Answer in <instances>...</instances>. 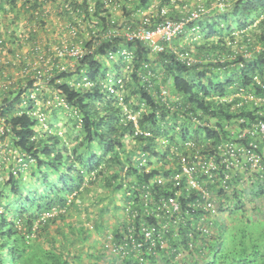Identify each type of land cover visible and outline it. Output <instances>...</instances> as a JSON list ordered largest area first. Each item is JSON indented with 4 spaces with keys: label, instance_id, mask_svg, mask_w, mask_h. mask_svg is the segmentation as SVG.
Masks as SVG:
<instances>
[{
    "label": "trees",
    "instance_id": "obj_1",
    "mask_svg": "<svg viewBox=\"0 0 264 264\" xmlns=\"http://www.w3.org/2000/svg\"><path fill=\"white\" fill-rule=\"evenodd\" d=\"M196 1L194 9L207 12L171 46L164 42L163 51H154L144 41L128 40L126 32L143 23L152 4L158 13L152 26L164 8L169 18L184 19L189 9L180 10L188 0H0V264H264L262 183L253 185L252 196L240 190L230 196L222 182L232 170H212L219 174L214 182L196 172L200 182L219 191V207L225 197L236 216L229 242L223 221L190 251L189 230L177 233L160 215L161 200L174 197L185 211L198 196L186 190V182L159 184L162 172L170 177L167 165L181 163V154L196 165L197 152L206 162L212 154L218 161L225 143L248 145L238 138V127L255 129L264 121V0ZM72 27L78 29L75 37ZM184 38L189 43L182 44ZM60 41L86 52L74 68L59 69L73 61L54 51ZM123 49L135 55V67L124 78L120 99L103 82L109 74L124 76ZM185 53L194 61L184 60ZM50 66L54 78L38 89L36 76ZM223 70L231 75L216 80ZM147 74L151 86L143 79ZM241 87L249 98L229 101ZM32 91L36 99L27 96ZM38 106L45 123L35 115ZM58 112L67 113L70 123L57 126ZM258 134L256 152L264 149V133ZM144 159L147 165H141ZM235 170L231 181L237 183L245 175ZM73 207L84 220L67 219ZM121 244L125 256L110 247Z\"/></svg>",
    "mask_w": 264,
    "mask_h": 264
},
{
    "label": "built area",
    "instance_id": "obj_2",
    "mask_svg": "<svg viewBox=\"0 0 264 264\" xmlns=\"http://www.w3.org/2000/svg\"><path fill=\"white\" fill-rule=\"evenodd\" d=\"M153 7H155V4H152L149 10L152 11ZM206 12L207 10L205 8H198L195 9L192 13H190L189 16L185 17L184 19L176 21L168 17V10L164 8L162 12L159 14L161 19L157 22L156 25L152 26L151 24L152 16L154 15L145 16L142 19L143 23H140L136 28H133L132 30H128L126 32V37L128 40L144 41L147 44H149L154 51H163L165 49V43H168L170 45V43L175 37L185 32V26L188 23L197 19ZM144 14H146V12ZM155 16L158 17V13H156ZM95 20L91 22V25L97 23L95 22ZM60 25L61 24H59V26ZM70 31H71L70 36L75 37L78 32V29L77 27L76 28L72 27L70 28ZM1 41L2 40H0V43ZM54 51L57 52V54L61 57H64L68 54L73 59V61H71L69 65L58 64L60 70H65L67 69L68 66L74 68L78 60L81 59L86 54V52L82 49L81 46L74 45L73 43L68 44L67 41H60L59 44L55 46ZM0 52H1V47H0ZM122 56H124L125 60L128 63L126 70L123 69L124 76L122 77V76H118V74L117 75L109 74L106 77L105 81L103 82L104 86L109 90V92L112 95L119 96L120 99H122L123 97L125 84H126L124 78L127 77V74H128V78H130V73H132L135 67V65H133L135 61V55L131 51L123 49ZM181 57L188 62L194 61L193 57L189 53L181 54ZM110 58L116 59L115 55H111ZM50 61L51 58H48L46 60V64H48ZM50 67H48L40 76H36V80L34 81L33 85L38 89L41 85L46 86L47 81L52 80L54 78L53 76L54 73L52 74L51 72V69L53 68L52 66ZM143 79L144 81L148 82L149 86L153 85L149 80L148 74L145 75ZM86 85H89V82H87ZM243 90L244 88L241 87L237 91V93L232 95V97L229 96L228 98L229 101L233 100L237 96H242ZM167 94H168V90L165 87H162V95L167 96ZM28 95L30 98L36 99V93L34 91H32L30 94H27V96ZM243 97L245 99L249 98L246 93L243 94ZM55 99L59 101L60 104L64 103V99L58 95L55 96ZM1 100H2V94L0 92V101ZM51 102L53 101L50 100L48 101V103ZM40 109H41L40 106H38L37 110L35 111V115L38 117L40 123H45L47 119V115ZM130 117L134 119L135 122H137V119L134 115H130ZM258 132L264 133V121H261L259 124H257L255 129L238 127L236 131V134H238V138L241 140L248 139V143H245L248 145L243 144V146H239L237 145L236 142L225 143L224 145L225 147H223L222 150L220 147L221 152L218 154L219 155L218 161L220 164L217 163L218 161L216 160L217 157L215 156V154L214 155L212 154V156L209 158V161L206 162L205 160H203V156H201L197 152L195 154V157H200L201 160H198L199 162L196 165L189 162L190 161L189 155L181 154L182 156L181 163H179L178 165L175 164L167 165L166 167L167 170H171L170 177L166 176L164 172H162L160 175L157 176L156 179L159 184H163V182L164 183L173 182L174 186L177 187L178 185L182 184V182H186L185 183L186 190H188L189 193H191V195L193 194L198 195L195 198L197 200L193 202L191 207L189 209H186L185 211L181 207L179 201L174 197H172L169 200L170 202L166 201L167 203H164L163 200H161V202H158L160 204L158 207H161L162 210H164V213L162 212V210L161 213L160 211L158 213H160V215L164 214L163 219L166 221L165 226L174 228L177 231V233L178 230H180L181 228L189 230L188 232V234L190 235L189 244L191 246L190 251H193L197 246L202 245L204 243V238H208V235L213 234L216 228V219L220 208L217 203V198L220 196L219 191H217L215 188H209L210 182H200V180L197 179L196 172L201 169V171L205 175L208 174L209 179L212 180V182H214V177H216V175H219L213 172L214 170H217L219 167H225L227 170H232L233 171L232 173L225 174V179L222 182V186L225 189V193H227L230 196L239 190L240 193L242 194L241 190L242 191H244L245 189L247 190L249 186L253 187V185H257V183L264 184V179L258 177L256 174L260 172L263 173L262 175H264V163H263L264 153L263 154L260 153L261 151H264V149H262L260 152L258 151L256 152V148L258 147L257 139L261 138ZM0 134H4L3 126H0ZM146 134L149 133L146 132ZM191 143L193 142L189 141L185 143L187 144V148L190 147ZM147 163H148L147 160L144 159L141 165H147ZM198 165H200L201 168L197 167ZM236 168H240V172L244 173L245 176L241 181L234 183L231 181V179L234 173L239 172L237 170L234 171V169ZM223 200L224 202H226L225 197L223 198ZM193 211H197V213L199 212L200 213L196 217L195 214L192 213ZM199 216L200 218L196 220ZM195 224H197L196 228L191 226ZM165 229L167 230L168 228ZM153 231H155V229H152L151 231H147L146 233L147 236H150ZM110 247L113 252L116 251L118 253H122L123 256L127 255V252L124 251L125 245L123 244H121V248L120 246H116V245H110ZM186 252L189 251H182L180 254L183 255ZM139 258L140 261H144L143 256L142 257L140 256Z\"/></svg>",
    "mask_w": 264,
    "mask_h": 264
},
{
    "label": "rangeland",
    "instance_id": "obj_3",
    "mask_svg": "<svg viewBox=\"0 0 264 264\" xmlns=\"http://www.w3.org/2000/svg\"><path fill=\"white\" fill-rule=\"evenodd\" d=\"M179 1H181V0H179ZM189 1L190 0H188V3H189ZM196 0H191L190 1V3H189V5L187 6V5H185L181 10H180V13H183V10L185 11L186 9H189L188 11H187V13L186 14H188V13H192L195 9V7L194 6H196ZM57 4V3H56ZM152 6V5H151ZM176 8H179V5H177L176 6ZM117 11V13H118V15H121V16H123V18L122 19H124V20H126V18H124V14H123V11L121 10V11H118V10H116ZM148 11L149 10H147L146 12V14H144V16H149V14H148ZM152 15H156L155 13H153V10L151 11V14H150V16H152ZM153 17V16H152ZM25 21V20H24ZM24 21H21L22 22V25H21V27H24L25 25H26V22H24ZM23 31H25V30H23ZM190 38H184L182 41H180V42H182V44H185L186 42L187 43H189V41H187V40H189ZM153 59H155L154 58V56H153ZM127 65H128V63H127V61H126V63H125V68H124V66H122L123 67V69L124 70H126V68H127ZM229 75H231V71H229V70H223L222 72H220V73H218V74H216V76H215V79L217 80V79H221V80H223V78H227V76H229ZM132 87L134 86V83H131L130 84ZM131 87V88H132ZM132 90V89H131ZM52 117H54V115H52ZM57 121H56V125L57 126H63V125H66V124H69L70 123V121H71V117L66 113H59L58 112V114H57ZM7 144V143H6ZM12 163V161L11 160H9V162H8V164H11ZM3 180V178H0V181H2ZM1 187V186H0ZM100 190L102 191V188H100ZM119 200H121L120 199V197H117ZM89 200V199H88ZM115 200V199H114ZM72 211L70 212V216H67V219H69V220H71L69 217H72V220L75 222V223H78V222H80L81 221V219H83L84 220V216L82 215V213L81 212H79V210L78 209H76V208H72L71 209ZM252 209H251V207H249V208H247V212H249V211H251ZM242 213V212H241ZM250 214V213H249ZM111 215V216H110ZM110 215H108L107 216V223L109 224L108 226H110V224H113V221H114V218H113V215H114V213L113 214H110ZM234 215V214H233ZM233 215H229V216H233ZM247 218H254V215H248V216H245V219H247ZM68 220V221H69ZM259 220H261V218H259V219H254V221H259ZM246 221V220H245ZM59 222H61V221H59ZM230 226L229 227H227L226 226V237H225V240L226 241H230V235H231V230H230Z\"/></svg>",
    "mask_w": 264,
    "mask_h": 264
},
{
    "label": "clouds",
    "instance_id": "obj_4",
    "mask_svg": "<svg viewBox=\"0 0 264 264\" xmlns=\"http://www.w3.org/2000/svg\"><path fill=\"white\" fill-rule=\"evenodd\" d=\"M242 193L246 194V195H249V196H252L253 189H252V187L249 186L248 189L247 190L245 189ZM245 207L249 208L247 205H245ZM229 208H230V206L227 205V202H225V205L223 203V206H220L219 213L217 214V219H216V227H218L221 224V222H223V221H225L227 223L228 227L230 226V224L233 221L232 218L236 217V216H234V215L233 216H229L231 214L230 211H229ZM238 215H242V214L239 213Z\"/></svg>",
    "mask_w": 264,
    "mask_h": 264
},
{
    "label": "crops",
    "instance_id": "obj_5",
    "mask_svg": "<svg viewBox=\"0 0 264 264\" xmlns=\"http://www.w3.org/2000/svg\"><path fill=\"white\" fill-rule=\"evenodd\" d=\"M56 21V20H55ZM57 22V21H56ZM260 202V201H259Z\"/></svg>",
    "mask_w": 264,
    "mask_h": 264
}]
</instances>
